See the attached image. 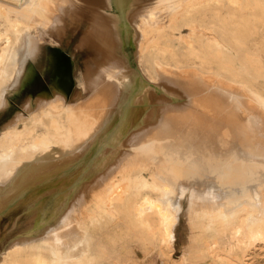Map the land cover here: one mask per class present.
Segmentation results:
<instances>
[{"label": "bare ground", "instance_id": "obj_1", "mask_svg": "<svg viewBox=\"0 0 264 264\" xmlns=\"http://www.w3.org/2000/svg\"><path fill=\"white\" fill-rule=\"evenodd\" d=\"M117 6L160 88L157 106L145 90L132 99L127 133L112 137L121 149L107 145L110 129L143 76L118 51ZM80 23L79 47L99 59L71 102V69L52 47V95L27 98L26 114L0 129V206L31 186L94 175L70 188L38 239H12L0 264H140L155 247L172 264H247L251 244L264 248V0H0V111L33 76L26 63L45 35ZM96 143L99 159L80 172ZM183 221L188 250L175 259Z\"/></svg>", "mask_w": 264, "mask_h": 264}, {"label": "rangeland", "instance_id": "obj_2", "mask_svg": "<svg viewBox=\"0 0 264 264\" xmlns=\"http://www.w3.org/2000/svg\"><path fill=\"white\" fill-rule=\"evenodd\" d=\"M113 11L118 15L119 18V31L122 41V44L118 51L126 56L129 62L128 65H130L132 68L137 69L143 77L141 79L137 78L136 81L133 82V85L131 87L132 92L128 96V100L123 107L122 113L117 116V119L113 123V127L110 129L111 137L109 138L107 145L113 143L112 137L116 131L120 133V137L124 136L127 133V129L124 125V120L128 111V106L133 102L132 99H134L135 95L145 90L144 93L146 98L144 102L152 105L155 104V106H157V99L159 100L158 93L160 92L159 86L155 85L156 87L153 88V82L149 77L143 74L139 63V58L136 53H134L136 52V46L132 41V26L129 19V13H127L124 6H117V8H114ZM66 29V32L64 34H61L60 36L54 34L51 36V38H49L47 35H45L44 40H42V42H40L39 44L40 48L38 51V55H36L34 60L27 61L26 69H30L32 72L34 71L33 76L31 77V79L25 82L21 89L14 91L12 95H10V102L8 106L0 111V129L2 128L4 123L14 115L18 113L26 114V111L21 110V108L26 103L27 98H30L32 105H34L35 98H37V96L43 90H47L48 97L52 95L51 71L49 70V54L53 46H56L61 51H64L70 57L72 76L74 79L73 94L75 93V96L73 97V94H71L67 100L74 102L76 101L77 97L78 99L81 97L79 96V93L77 94L80 89L77 84L78 79L81 76L80 73L84 72V69L86 67H93L96 62H92L90 59L92 57L98 59L99 56L97 55V53L95 54L89 49L79 47V38L83 30L82 23H80V25L77 27H75V25H71V27H67ZM126 63H124V65H127ZM89 64L90 66H88ZM81 95L83 99H87L92 96V93L89 91L84 92L82 90ZM245 108L248 109L249 107L245 105ZM246 109H243L242 114H244L243 112H245V114L248 112L245 111ZM255 142L256 139H254L253 143ZM113 145L118 149L122 148L120 143H113ZM100 147L101 144L96 143V145L92 147L91 151L85 154V165L80 168V172L85 169L86 165L89 162H95V160L97 161L99 159L101 152ZM93 175V173H90V170L84 171L80 175V180L75 183L74 187H78L83 182L91 180ZM69 176L54 180L52 182V185H55L56 183V185L62 186L61 189L66 188L71 183L69 182L63 184L62 182L66 181ZM39 187L40 186H31L25 190L20 199H11L10 202L6 203V206H0V251L12 239L22 235L25 230H27L31 235L37 236L35 237V239H38L40 236H38V234L44 228V226L54 223L55 207H52V205L55 199H57L58 195H60V193H56V196L53 199L46 200L45 193L47 192L48 188L41 191V188ZM69 190L70 189L63 192V198L66 196ZM2 191L3 189L1 188L0 192ZM186 203L187 199H185L184 207H186ZM31 210L33 211V219H31L30 217L32 215H30ZM188 230L189 228L187 222L184 221L177 228V240L175 242V251L173 254L175 259L186 256L187 254V244L189 242V237L191 234ZM260 245L261 244L250 245L251 248L249 250V254L245 256L248 260L247 264H264V248ZM157 251L158 249L155 247V253L153 252L149 257H143L141 254H138L137 258L139 259L140 264H149L152 263V261L154 262L152 264H172V260L166 261L164 258L157 254ZM147 259L149 260V262ZM163 259L165 260V262Z\"/></svg>", "mask_w": 264, "mask_h": 264}, {"label": "crops", "instance_id": "obj_3", "mask_svg": "<svg viewBox=\"0 0 264 264\" xmlns=\"http://www.w3.org/2000/svg\"><path fill=\"white\" fill-rule=\"evenodd\" d=\"M81 48H85V49H89V50H91L90 48H87V47H81ZM52 49V48H51ZM91 51H93V50H91ZM50 52H51V50H50ZM94 53H95V51H93ZM96 54V53H95ZM67 55V56H66ZM49 56H50V54H49ZM63 59V60H62ZM99 59V58H98ZM98 59H95L94 57H92L90 60L92 61V62H97V60ZM60 60L63 62L62 63V66L63 67H70V69H71V72H72V67H71V61H70V57H69V55L67 54V53H65V52H63V51H61L60 50ZM91 62V63H92ZM90 63V64H91ZM90 64L88 65V66H90ZM88 68H90V67H86L85 69H84V72H86V69H88ZM49 70L51 71V68L49 67ZM80 180V177L78 176H76V177H73V178H70L69 180L67 179L66 181H64V182H62L63 184L64 183H71V184H69L66 188H64V189H61V187L62 186H59V185H56V183H55V185H53L51 188H49V189H47V192L45 193V199L47 200V199H53L55 196H56V193H60V195H58V197H57V199H55V201L53 202V205H52V207H55L56 206V204L60 201V200H62L63 199V192L65 191V190H68V189H70V188H72V187H74V185H75V183H77L78 181ZM70 187V188H69ZM39 201V200H38ZM37 201V202H38ZM39 203V202H38ZM56 208V207H55ZM30 212H33L32 210L30 211ZM32 214V213H31ZM36 214V213H35ZM34 214V215H35ZM33 215V214H32ZM25 233H28V231L27 230H25L23 233H22V235L23 234H25Z\"/></svg>", "mask_w": 264, "mask_h": 264}]
</instances>
